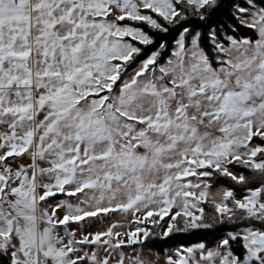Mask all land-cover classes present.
Listing matches in <instances>:
<instances>
[{
    "label": "snow or ice",
    "instance_id": "obj_1",
    "mask_svg": "<svg viewBox=\"0 0 264 264\" xmlns=\"http://www.w3.org/2000/svg\"><path fill=\"white\" fill-rule=\"evenodd\" d=\"M0 264H264V0H0Z\"/></svg>",
    "mask_w": 264,
    "mask_h": 264
}]
</instances>
